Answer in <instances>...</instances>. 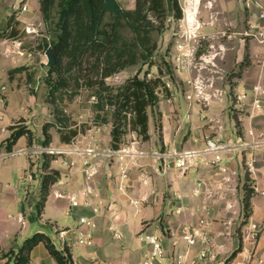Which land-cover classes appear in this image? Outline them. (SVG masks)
<instances>
[{
    "label": "crops",
    "instance_id": "obj_1",
    "mask_svg": "<svg viewBox=\"0 0 264 264\" xmlns=\"http://www.w3.org/2000/svg\"><path fill=\"white\" fill-rule=\"evenodd\" d=\"M116 1L121 6L122 0ZM214 1L220 6L219 17L225 21L250 18L257 10L255 2L264 3V0H241L239 9L230 0ZM12 15L20 22L21 30L30 25L43 24L39 0H0V27ZM237 42L236 49L229 53L225 64V68L230 71L236 65L241 69L245 54V46L240 41ZM7 45L15 47L17 55L21 57L18 60L15 57L8 59L10 70L21 66L30 67V71L37 68L34 55L36 52L41 53L35 48L38 42L31 46L35 50H29L31 48L21 47L19 41H0L1 49ZM249 48L248 71L235 75V84L228 82L234 92L249 90L262 77L264 46L252 41ZM231 53H236V61H230ZM43 66L44 63H40V67ZM0 72L4 75L3 70L0 69ZM37 75L36 73L34 78L36 81L39 80ZM9 79L22 92L26 104L22 108L24 115L14 116L15 111L11 109L5 92L1 91L2 87L6 89L7 86L0 87V95L3 94L5 98L0 106L7 108L9 112L8 123L0 128V133L9 132V138V127L24 119L23 124L30 129L35 128L39 134L42 119L53 117L51 110L31 92L33 84L28 83L26 74H17ZM35 90L37 91L36 87ZM187 110L183 95L162 101L159 126L153 123L152 114L150 117V140L143 142L136 139L125 143L116 151L110 148V129L105 126L94 127L73 146L61 144L59 140L60 148L71 147L74 150L52 163V168L61 173V181L52 186L37 223L27 221L23 205L25 199L20 197L23 189L12 191V184L4 185L0 182V264H13L12 259L5 255L9 251H18L23 242L36 232L47 234L57 250L64 252L68 248L73 264H142L149 252V247L139 239L140 233L145 229L165 237L166 256L158 264H170L174 252H188L190 258L198 254L201 247L188 249L181 240L180 230L184 225L198 226L201 219L207 220V230L215 238L221 252L219 264H227L229 260L232 263L238 253L237 249L245 244L243 232L250 222L257 223L261 227V233L256 243L248 242L247 246L264 258V196L254 194L252 190L255 183L264 190V116L251 118L249 110L243 108L237 114L242 125V130H238L235 119L230 118V112L222 106L204 108L200 112L195 109L192 120L184 117ZM201 112L214 115L217 121L222 120L223 123L209 125L200 121ZM3 120L4 116H1L0 121ZM251 130L254 135L250 134ZM206 137L221 140L226 145L224 158L227 161L229 172L226 176L230 177L229 182H224V175L212 165L214 155L205 151ZM6 139L0 140V161L5 158L3 153L12 156L14 152L13 150L10 155L2 146ZM174 148L183 152L196 151L192 158L193 166L186 170L175 167L164 169L163 160L158 155ZM19 150L26 151L25 148L16 151ZM251 157L256 160L255 175L250 174L246 166ZM63 161L73 162L74 165L67 166ZM86 161L96 170L91 177L85 173ZM124 169L128 170V177L125 179L121 177ZM122 182L127 184L126 192L119 189ZM199 183L202 184L200 188ZM86 189L90 193L85 196L83 192ZM248 189L252 195L247 208L245 199ZM177 194L182 198L177 199ZM72 196L79 200V206L71 205ZM133 201H138L139 204H133ZM229 204H233L232 209L228 208ZM178 208H181L179 213ZM61 210L72 224L59 222L51 215L54 211L59 213ZM83 217L91 220L94 227L82 224ZM45 227L53 229L55 235L52 237ZM114 227H118L121 239L115 238ZM88 234L93 235V245L80 244V237ZM79 246L83 253L76 254L75 248ZM29 264L57 263L45 245L39 244L31 252Z\"/></svg>",
    "mask_w": 264,
    "mask_h": 264
},
{
    "label": "trees",
    "instance_id": "obj_2",
    "mask_svg": "<svg viewBox=\"0 0 264 264\" xmlns=\"http://www.w3.org/2000/svg\"><path fill=\"white\" fill-rule=\"evenodd\" d=\"M40 11L45 25V35L38 42L36 50L46 53L52 48L55 63L48 66L46 77L42 78L45 91L30 90L41 102L53 107L54 121L43 126L44 147L52 144L50 129L56 128L61 144L70 145L86 127H78L67 114L62 104L71 102L82 91L91 92L95 101L92 105L93 125H110L112 150H120L126 143L129 132H134L143 141H149L151 109L171 98L166 81H174L172 57L168 55L162 64L154 63L158 52V42L154 35L162 34L169 18L180 20L182 10L179 0H134V7L123 8L117 4L116 11L104 9L106 0H39ZM20 22L12 15L0 29L1 40H19L22 35ZM24 48L27 45L24 44ZM28 48H31L28 47ZM31 48L29 50H35ZM165 58V57H164ZM158 67L159 76L140 77V71L126 80L123 85L114 86L108 79L137 66ZM21 66L8 72L9 78L27 72L28 83L39 84L35 71ZM160 113V111H158ZM20 119L10 126L11 135L3 143L5 150L13 152L22 137L29 146L33 144V131ZM61 154L50 153L42 176L37 216L50 195L53 185L61 179V173L52 168L51 162ZM251 191L248 190L245 206L248 208ZM39 244H44L57 264H73L70 250L56 249L50 237L36 232L27 238L18 251H9L5 257L13 264H29L31 252ZM234 256V255H233ZM230 264V260L227 262Z\"/></svg>",
    "mask_w": 264,
    "mask_h": 264
},
{
    "label": "rangeland",
    "instance_id": "obj_3",
    "mask_svg": "<svg viewBox=\"0 0 264 264\" xmlns=\"http://www.w3.org/2000/svg\"><path fill=\"white\" fill-rule=\"evenodd\" d=\"M191 2H194V0H179V4L182 10V18L184 16V11L187 8H190V6L195 7L197 6V17L198 20L202 23V28H201V35L205 36V38H202L201 45L199 47V54L201 55L202 53H207L209 51H212L213 55L220 53L218 58H216V63L219 65V69H217L216 73L210 72L211 70H205L201 72L202 77L205 80H211L214 78L216 81L217 87H222L225 84H235V81H233V78L235 75H237L239 72L243 73L245 71H248V60L247 56H249L250 52V43L253 41L250 38L244 37L242 33L247 29L248 27V21L251 18H247L244 20H241V17L239 19L233 20V21H225L221 19L218 15L219 13V5L215 3L214 0L208 1L207 0H196V4L189 5ZM232 4L236 5L239 9H241V0H230ZM134 0H122L120 2L121 6L123 8H128L131 9L134 7ZM200 3V4H199ZM191 7V8H192ZM176 19L174 18H169L166 21L165 28L163 33L157 34L155 33L154 38L158 42V52L153 60L154 63H161L163 66V69L167 71L165 65L162 63V60H167L169 57H172L175 53V43H176V38L173 36L174 33V28L176 27L177 24ZM233 22V23H232ZM6 25V23H5ZM5 25L1 26L0 29H2ZM20 31H22L21 38L19 41L21 42V47H24V44L27 45V48L32 46L33 44L35 45L36 42H40L43 36L45 35V25L44 23L41 26H35V25H30L29 28H31L32 33L28 34L25 30H21L20 27H18ZM227 32L230 38L223 36V33ZM242 40V41H241ZM11 41V40H9ZM237 41H240L243 43L245 46V54L243 57V62L241 63V69H238V66L236 65V68H232V71L228 70L225 68L226 60L228 58V55L230 52L233 53V51L236 49L237 46ZM251 41V42H250ZM233 42V43H232ZM255 42V41H253ZM257 43V42H256ZM11 46V43H9ZM224 47L225 52L221 53L222 51L220 50L221 47ZM28 50V49H27ZM17 49L15 47H7L1 49L0 47V69L3 70L4 75L0 72V87L2 86H7V88L2 91L5 92V95L7 96V99L10 102L11 109L15 111L14 116H23V111L22 108L25 107L26 101L24 97L22 96V92L19 91L15 86L16 84H12L10 79H9V70L10 65L8 63V59L15 57L17 60L21 57L20 55H17L18 53L16 52ZM34 55L35 61H36V69L33 71H36L38 78H39V84L32 85V87H36L37 91L41 93L42 91H45V86L42 83V78L46 77L47 75V70L48 66L46 63L48 62L46 53H40ZM231 53V58L230 61L235 60L236 61V53L233 55ZM233 56V57H232ZM165 57V58H164ZM222 57V58H221ZM4 58V59H1ZM40 63H44L43 68L40 67ZM19 64V63H18ZM174 65V63H173ZM174 67V66H173ZM140 71V77H144V75H147L148 78H155L159 76V71L158 67L155 64V66H150V65H144L142 67L137 66L130 68L124 72H121L117 74L116 76L108 79V83L114 86H120L123 85L127 79L135 76L137 73ZM219 70V71H218ZM24 74H27V72H23ZM174 74V81L173 84L177 86V81H182L184 78H186L189 74L188 73H179L176 70L173 72ZM188 74V75H187ZM262 79H264V70L261 75ZM219 77H223L224 79L222 80ZM264 81V80H263ZM187 88L183 83L180 84L179 87V92H177L175 95L171 93V99H175L178 95H183ZM3 95V94H1ZM0 95V96H1ZM185 98V96H184ZM167 100V99H166ZM95 101V98L92 96L91 92L89 91H82L79 96H77L73 101L71 102H64L62 104V107L66 110L67 114L71 116L72 121L77 123L78 127H86V131L83 134H80L78 137H76L73 142L68 145V146H73V144H77V140L81 138L83 135H87L90 130H92L94 127L93 125V116L94 113L92 111V105L93 102ZM186 103L187 100L185 99ZM250 103L247 102V105L243 106L246 110H250ZM46 106V105H45ZM220 106V105H219ZM48 109L53 110V107L51 105H47ZM216 105L209 106V107H204L205 109L209 108H215ZM159 108L160 105L154 107V109H151L150 113L154 117L153 123L155 126H159L158 120H159ZM188 108V104H187ZM203 108V109H204ZM0 117L4 116V120L0 121V128L4 127L8 123V117H9V112L8 109L5 107L0 106ZM224 110H226L224 108ZM242 110V109H241ZM242 112V111H241ZM45 113V112H44ZM46 114V113H45ZM230 114V113H229ZM238 112L234 114H230V118H234L236 122V127L238 130H242V125H240L241 121L238 120ZM47 115H49V111L47 112ZM53 115V113H52ZM185 115V114H184ZM227 115V114H226ZM237 115V116H236ZM210 116V115H209ZM262 116V115H261ZM211 118L215 119L214 115L210 116ZM54 121V116L48 118L42 119L41 123L42 128L41 131H39V134L35 131V128H32L31 130L33 131V134L35 136L33 144L29 146L26 138H21L16 147L14 148V152L12 156H8L7 153H3L5 158L0 161V182L4 185L6 184H12L13 190H17L19 188L23 189V194H21V199L24 198V207H25V215L27 218L28 223H37L38 216H37V204L39 202V197H40V185H41V178L43 175H45L48 170L45 169V164L48 162V155L50 153L54 154H61L56 160L60 159L61 157L66 156L68 153H70V150H74L73 148H60L59 144V135L57 134V129L56 128H51L50 129V135L52 136V144L49 147H44L43 142L45 141V137L43 135V126L46 123H51ZM214 123H218V125H221L223 123L222 120H215ZM105 127H108L111 131L110 125H107ZM219 127V126H218ZM239 132V131H238ZM9 136V132H4L0 133V140H4ZM141 140L136 133L134 132H129L126 136V143L134 140ZM20 148H25L24 153L25 155H16L15 152H17V149ZM59 150H63L64 152H59ZM66 150V151H65ZM18 153V152H17ZM11 154V153H10ZM3 156V157H4ZM30 160V164H29ZM54 160V161H56ZM51 162L52 163L54 162ZM65 162V161H63ZM68 162V161H67ZM64 164V163H63ZM23 175V177H22ZM26 175V176H25ZM31 178H30V176ZM61 181V179L56 183L58 184ZM250 190V189H248ZM51 200V199H50ZM21 205V204H20ZM55 219H57L59 222L62 223H67V224H72V222L66 218L64 211L61 210L59 213L57 211H54L51 214ZM47 229V232L51 234L53 237L55 235V232L53 229L49 227H45ZM75 252L77 253H83L82 247H77L75 248Z\"/></svg>",
    "mask_w": 264,
    "mask_h": 264
},
{
    "label": "built area",
    "instance_id": "obj_4",
    "mask_svg": "<svg viewBox=\"0 0 264 264\" xmlns=\"http://www.w3.org/2000/svg\"><path fill=\"white\" fill-rule=\"evenodd\" d=\"M195 6L196 0L191 2L189 5ZM256 13L253 14L248 21L247 29L242 33L244 37L250 38L260 45L264 46V3L255 2ZM185 9L184 16L177 21L176 27L174 28L173 36L176 38L175 43V53L172 55V61L174 63V70L179 73H188L187 77L182 81H177V86L171 81H166V88L171 91L172 95L179 92L180 84L183 83L187 90L184 93L185 99L187 100L188 110L185 112L184 117L187 120H192L195 109L199 112L204 107L209 106H222V108L227 109L230 114L236 112L241 113L243 106L250 103V117L255 118L257 116H264V81L262 78L255 83L249 90L241 92L232 91L228 84L223 85L221 88L217 87L216 81L213 79L205 80L201 72L205 70H211L210 72L216 73L219 69V65L216 63V58L220 55L212 53V51L207 50V53L199 54V47L201 45L202 38L205 36L201 35L202 23L198 20L197 13L195 14L194 8ZM26 7L23 8V11ZM26 32L28 34L32 33L31 28H27ZM223 36L228 38L227 32L223 33ZM221 53L225 52L224 47L220 48ZM222 58V57H221ZM216 59V60H215ZM219 71V70H218ZM222 80L223 77H219ZM5 88L2 87V91ZM0 102L4 103L5 98L1 95ZM199 115L200 121H205L207 124L212 125L216 119L211 118L208 114L201 112ZM251 135H254L253 130L250 131ZM206 149L205 151L214 155V161L212 165L217 168L221 175H224V182H229L230 177H227L228 168L226 160L224 158V152L227 150L226 145L221 140L213 139L212 137L205 138ZM66 151V150H65ZM18 153L24 152L23 150L17 151ZM59 152H64L59 150ZM115 153V152H114ZM12 155V153L10 154ZM196 155V151H178L177 149H171L169 151H164L158 155V158L163 160V168L169 169L175 167L181 170H186L193 166L192 158ZM67 166H73V162H64ZM137 165V163H134ZM86 166L85 173L91 177L96 173L94 167L86 161L84 162ZM247 170L250 174H256V160L251 157L247 163ZM128 170L124 169L122 171V178L128 177ZM26 176V175H25ZM30 176V175H29ZM31 178V176H30ZM257 180V179H256ZM202 186L201 183L198 184V188ZM119 189L122 192H126L127 184L120 183ZM252 190L254 194H260L264 196V190H261L257 183L252 185ZM89 189L84 190L83 195H87ZM182 196L177 194V199H181ZM70 203L73 207L79 206L80 202L75 197H70ZM87 204V202H86ZM133 204H139L138 201H133ZM233 204H229L228 208L232 209ZM181 208L177 209V212ZM21 221L23 218L21 217ZM81 223L88 226L94 227L91 220L83 217L81 218ZM114 236L117 239H121L122 235L118 227H114ZM261 233V227L255 223L250 222L243 232L244 246L237 249L234 260L230 264H264V258L258 256L254 250L247 246V243H256ZM181 240L189 248L200 246L201 249L198 254L192 258L189 257L187 253L174 252L171 258L170 264H219L220 263V250L215 242V238L207 230V220L201 219L198 226L184 225L180 230ZM139 239L142 243L149 247V252L145 256L142 264H158L159 260L166 256L165 248V237L156 232L150 231L148 229L143 230ZM79 243L85 246H92L94 243L93 235H82L79 239ZM239 259V260H238Z\"/></svg>",
    "mask_w": 264,
    "mask_h": 264
},
{
    "label": "water",
    "instance_id": "obj_5",
    "mask_svg": "<svg viewBox=\"0 0 264 264\" xmlns=\"http://www.w3.org/2000/svg\"><path fill=\"white\" fill-rule=\"evenodd\" d=\"M105 10L109 11H116L117 9V1L116 0H106L105 5H104ZM46 56L48 59V62L46 63L47 66H51L55 63V56L53 54L52 48H49L48 51L46 52Z\"/></svg>",
    "mask_w": 264,
    "mask_h": 264
},
{
    "label": "bare ground",
    "instance_id": "obj_6",
    "mask_svg": "<svg viewBox=\"0 0 264 264\" xmlns=\"http://www.w3.org/2000/svg\"><path fill=\"white\" fill-rule=\"evenodd\" d=\"M197 9H198L197 6H195V8H194L195 14L198 13Z\"/></svg>",
    "mask_w": 264,
    "mask_h": 264
}]
</instances>
